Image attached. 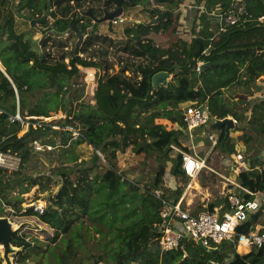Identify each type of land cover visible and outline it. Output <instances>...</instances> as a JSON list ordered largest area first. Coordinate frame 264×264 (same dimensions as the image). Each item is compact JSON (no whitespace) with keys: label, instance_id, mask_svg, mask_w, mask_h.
I'll return each instance as SVG.
<instances>
[{"label":"trees","instance_id":"obj_1","mask_svg":"<svg viewBox=\"0 0 264 264\" xmlns=\"http://www.w3.org/2000/svg\"><path fill=\"white\" fill-rule=\"evenodd\" d=\"M8 1L11 0H0V150L16 154L19 166L11 173L0 167V215L3 199L16 211L22 208L7 198L9 191L19 187L16 196L21 199L20 193L39 183L20 172L31 152H50L60 146L68 163H72L59 169L61 184L50 207L38 215L53 228L51 241L60 237V252H53L54 259H47L46 264H100L105 258L115 264H206L209 259L221 264L224 247L232 253L228 264H264V245L238 253L234 241L221 243L220 250L201 248V253L192 247L190 250L182 241L187 253L184 257L182 247L161 252L154 239L160 201L148 189L140 191L110 163L100 169L97 162L100 156L115 158L129 146L135 153L154 152L160 164L152 185H162L167 162L168 171L179 182L174 190L175 196H179L187 177L181 156L173 152L171 145L190 150L181 139L189 137L176 126L166 128L154 120L165 118L184 126L182 110H176L178 105L207 99L212 116L232 115L237 124L235 130L241 131L244 144L253 152L244 155L249 169L237 173L236 179L252 192H262L264 97L228 101L223 93L225 88L238 87L246 97L260 89L258 80L264 75V21L257 18L264 16L262 0H244V20L221 32L215 31L214 18L201 13L192 21L189 40L185 42L179 37L167 47L158 46L149 33L175 26L177 15L172 11L181 0H155L156 4L167 5L170 15L150 25L133 22L119 38L87 29L94 19L95 6L114 9L110 1L50 0L51 22L44 24L37 42L29 36L32 30L18 29L15 15L26 17L28 23L38 19L45 13L47 0H15L13 7ZM141 1L147 6L151 0H133L125 7ZM228 3L229 0L203 1L208 10H220ZM95 12L103 15L104 10ZM150 12V18L156 15L154 8ZM71 23L84 34L77 53V33L72 29L62 33ZM202 62L207 65L197 70V64ZM78 66L96 67L99 76L94 103L78 102L76 108L72 107V90L79 77ZM160 70L168 71L172 78L166 85L153 87L150 78ZM237 103L241 105L239 111L235 110ZM16 108L23 117L49 116L51 111H61L64 117L49 122L30 117L24 127L19 121L8 119ZM219 129L217 147L224 135V128ZM35 139L52 148L35 151ZM70 140L71 147L65 148ZM229 140L222 150L232 153L234 144L228 146ZM83 143L93 148L92 156L77 162L79 156L74 148ZM259 161L258 167L255 162ZM25 181L27 184L23 185ZM200 182L204 185V178ZM243 197L252 195L244 193ZM131 202L134 203L130 205ZM215 206H221L222 211L227 208L223 199L212 201L208 209L212 211ZM263 216L264 211H260L236 231L253 230ZM93 233L103 242L92 241ZM35 241L31 245L24 235L11 239L15 246L40 253L42 246L36 238Z\"/></svg>","mask_w":264,"mask_h":264},{"label":"rangeland","instance_id":"obj_2","mask_svg":"<svg viewBox=\"0 0 264 264\" xmlns=\"http://www.w3.org/2000/svg\"><path fill=\"white\" fill-rule=\"evenodd\" d=\"M16 2L17 1L15 0L14 1L11 0L10 2L8 1V4H11L13 7V5ZM200 2L201 0L199 1L181 0L178 4L177 9L172 11L173 15H177L175 26L167 30H159L157 32L152 31L149 33L152 36V39L154 40V42L160 47L161 46L167 47V46H170L173 42H175L177 38L179 37L185 42L188 41L189 38L191 37V26L193 24L192 21L190 20L193 17H191L190 15L194 16L196 14V17H197V13H198V10L192 5H197ZM153 4H156L155 0H151L150 4H147V6L144 8L141 7L143 9L136 11V13H134V10L131 7L124 10L122 14L120 15V19L122 21L119 22L120 20H118V23L120 24L121 28L118 30L117 29L113 30V32H110L111 34L109 35L112 36L113 38L122 37L121 35L123 34L122 33L123 29L129 26L130 21L134 18L145 19L144 21L150 20L149 18L151 17L150 16L151 9L149 8H152V6L157 7L160 10H162L161 9L162 7L168 8L166 7L167 5H164V4H160V5H153ZM169 11L171 10L169 9ZM23 13H25V11H23ZM21 17L22 16L15 15V22L18 28H20L19 24L22 18L25 19V22H27L26 17L24 16L22 18ZM193 20H195V18ZM49 22H51V19H49L48 17L47 21H45L44 23L37 24L39 26L41 25V28H38V27L31 26V23L29 21V23H27L28 25L25 24L23 25V27L21 26V28L22 30H25V31L32 30L29 36L33 42H37L42 33L44 24L45 23L49 24ZM105 24L106 23L104 22L98 24L96 30L107 34V29L104 27ZM88 28H93V26L92 27L89 26L87 27V29ZM78 73H79L78 75L79 77L75 81L76 82L75 89L73 88L72 90V92L75 91L74 93H72V96H73L72 107H76V108L78 106L77 105L78 102H85V103L93 104L94 96H95V88H94V83H93V81H95V72H94V77L89 78L87 76L86 70L83 69L81 66L80 68H78ZM170 76H171L170 77L171 79L172 75ZM263 83H264V75L261 76L258 81L261 91L259 89L253 95L246 96L247 99L244 93L242 92V90L238 87L225 88L223 90L224 98L225 100H228V101H233L239 98H243L246 102L248 99L255 97V96L264 97V90H262L264 88ZM235 96H237V98H234ZM187 103L188 102L180 103L178 107L176 108V110H179V111L183 110V107L186 106ZM240 107L241 105L237 103L235 110L239 111L241 109ZM249 112L250 111L247 110L246 114H248ZM26 116L28 115L26 114L25 117ZM228 116L232 117V115H228ZM60 117H64V114L61 111H58V112L51 111L49 113V116H43L41 119L49 122L51 120L54 121ZM154 121L155 123L164 124L166 128L174 127L177 124V123H172L171 121L165 118H155ZM236 126L237 124L235 123V127ZM219 128L220 127L212 128V127L204 125L201 129L202 135L199 136V138L203 140V144L197 145L195 140L193 142L195 151L198 153L199 156L204 157L206 165L210 166L214 170L212 171V170H209L208 168H203L202 171L195 178V182H193L194 180H191L190 182L191 185L186 190L183 203L185 205L189 204L190 206H193L196 209H202V208L208 209V206L212 201L217 202L220 199L222 201V199H224V194L227 191V186H224L225 184H224V179L222 175L230 176V177L235 176V173L231 170V167L229 165V162L230 163L232 162L231 159L233 157V154L228 153L229 150L223 151L220 147H216L212 149L211 151L209 150V142L206 139L205 131H211L214 134H218L220 130ZM22 131L23 130L21 129L18 132V134H21ZM181 139L185 146L187 147L190 146L191 148L192 143L190 142V140H185L184 137H181ZM70 142L71 140L67 143L65 148L71 147V145L69 144ZM232 143L234 144V147L232 149L233 152L240 151L244 155H246V153L250 155L253 153L251 149H248L246 145L244 144L242 140L241 131H236L235 129L231 130L230 140L228 141V146H230ZM61 149L62 148L58 146L57 148L53 149L50 152H46V151L31 152L30 159L26 161L25 164H23L20 172L25 175L27 174L31 176L32 178H36L39 181V183H37L34 186L29 187L28 191L20 193L21 199L16 196L18 195L19 187H16L14 190L9 191L10 193L7 194L8 195L7 198L11 199V201L16 204H20L22 207L19 211H17L18 213H21L20 218H16L12 222H16L18 224L21 222L29 223V224H26L19 231L18 235H24L26 240H28L31 243V245L36 243L35 241V238H36L43 249V251H41L40 253H36L35 250L25 249L24 247H20L19 251H17L16 253L10 254L11 259L14 264H46L47 259L49 260L54 259L53 252L55 253L60 252V249H59L60 248V245H59L60 237L56 239L55 241H51L50 238L52 237V234H53V228L50 227L47 223L41 221L38 215L33 214L28 204L36 200H41L45 202L46 209L50 207L51 202L54 198V194L58 190L61 184V175L59 174L60 172L59 169L63 167H68L69 164H72L71 162L68 163V161L66 160L67 157H65L64 151L62 152ZM74 150L76 151V153H78L79 159L77 162H79L80 160H89L92 156L93 148L83 143V144L76 146ZM191 150H193V148H191ZM172 155L174 154L172 153ZM14 156L16 159L15 162L16 163L18 162V164L15 165L14 163L13 166H7L8 168L1 167L3 169H6L8 173H11L13 170H17L19 166V161H18L19 157L16 155ZM99 159L101 160L97 162H98V166L100 169H103L104 164L110 163L112 167H114L118 172L122 173V176L125 179L134 183V185H136L140 191H144L146 189H148L149 191H152L153 187H155L152 185V179H153L156 168H158L160 164V159L158 158V156H156L154 152H150L148 154H145L144 152L135 153L132 151L131 147L129 146L128 148H126L124 153L118 152L115 158H108L106 156H100ZM260 162L261 161L255 162V163H258L256 164L258 165V167L260 165ZM166 163H165L166 167H165V174L162 180V185L165 186L164 189L169 194L168 195L169 197L168 196L167 197L171 199L175 196L174 191H173V189L175 188L174 186H176L177 188L178 187L177 183L179 182L176 181V184H173V185L171 184L173 182L172 177H171L172 174L168 171L169 165ZM201 178H204V185L201 184L200 182ZM169 181H170V185L167 186L169 184ZM196 181H198L200 187L196 185L197 183ZM187 182L189 183V181ZM26 184L27 183L25 181L23 185H26ZM182 187H184V184ZM261 195L262 193L260 192L259 193L260 198H261ZM3 200L2 201L4 203H2L3 207L1 206L2 208L1 212L4 215V214H7V211L5 210L7 208L6 206L7 203H6V199H3ZM133 203L134 202H131L130 205H132ZM220 210L221 209L219 208V211ZM91 240L98 242V243L103 242L102 239L98 237V234H95V233H93ZM184 242L185 244H187V246H189L190 250H192V248H195L197 252L201 253L200 249L202 247L198 245L195 242V240L185 237ZM235 249L239 250L238 248H235ZM227 250L228 249L226 247L223 248L222 253H224V255L220 259L221 264H228L231 258L232 253L227 252ZM79 254H81V251H79ZM0 256H1V252H0ZM1 263L3 264V261ZM100 264H115V262L109 258H105Z\"/></svg>","mask_w":264,"mask_h":264},{"label":"built area","instance_id":"obj_3","mask_svg":"<svg viewBox=\"0 0 264 264\" xmlns=\"http://www.w3.org/2000/svg\"><path fill=\"white\" fill-rule=\"evenodd\" d=\"M203 1L204 0H201L200 3L192 6L198 10L197 17L201 13H206L215 19V31L217 32L225 31L229 26L244 20V14L246 12L244 0H229L228 5L220 10L215 8L210 10L206 9ZM120 15L112 19V26L117 24L118 20H120L119 22L122 21ZM190 16L193 17L190 19L191 21H193L194 18H197L196 14ZM257 21L263 22L264 16H259ZM205 53H207V51ZM80 67L81 66H78V68ZM94 68L96 67L83 68L86 70L89 78L94 77ZM96 69L99 72V69ZM196 69H200V63L197 64ZM95 81H97V76H95ZM209 109V102L207 99L202 101H189L182 110V121L184 123V126L182 127L186 128L189 132L186 136L189 137V140L192 143L191 148H193V150H191L190 146H188L190 150H185L177 145H171L173 152L180 154L181 167L187 177V181H189V183L186 182V184H184L185 189L179 196H174L171 199L165 194V186L163 185L156 186L150 191L153 197L160 201L158 211L160 220L156 223V235L154 239L161 252L175 250L179 247L183 248L182 241H184L185 237L193 239L195 242L200 239L205 247L214 248H219L221 243H227L228 241H234L235 248H238L239 245H244L248 248L264 245V223H258L257 226L249 232L236 231L240 224L250 218L251 214L260 208L261 198L259 196L260 192H252L250 189L243 186L235 176L230 177L222 175L225 184L224 186H227V191L225 192L227 209L221 212L219 211L220 207H214L212 211L203 208L194 209L190 207L189 204L185 205L183 203L186 189L189 188L191 180L196 178L203 168H208L209 170L214 171L213 168L206 165L205 158L198 155L193 144L194 140L197 145L203 144V140L199 138V136L202 135V127L204 125L209 126V123L217 118L210 114ZM30 117L39 118L41 116L23 117L18 108H16L14 113L8 115L10 122L19 121L21 126L24 127L28 125L29 122L27 119ZM71 130L73 135L77 134L74 128H71ZM205 135L209 142V150L211 151L217 147L218 134H214L211 131H205ZM32 147L35 151L49 150L52 148L51 145H44L36 139L32 140ZM230 154H233L231 169L235 174L249 169L242 152L235 151ZM14 155L16 154L0 150V167L8 168L7 166H13L14 163L15 165L18 164V162H15L16 159ZM171 177L173 178L172 175ZM177 184L179 185V183ZM240 193H247L252 195V197L245 198L240 195ZM1 203L4 202L1 201ZM6 206L7 208L5 210L12 221L16 218H20L21 213H18L14 208L7 204ZM28 206L30 207L31 212L36 215L43 214L46 210V204L41 200L29 203ZM14 223L15 225L18 224L16 222ZM186 254L187 253L183 248L182 256L184 257Z\"/></svg>","mask_w":264,"mask_h":264},{"label":"water","instance_id":"obj_4","mask_svg":"<svg viewBox=\"0 0 264 264\" xmlns=\"http://www.w3.org/2000/svg\"><path fill=\"white\" fill-rule=\"evenodd\" d=\"M114 2V9L110 11H105L103 16L100 18H94L93 21L95 23L105 22L108 25V30L112 31V19L122 14L124 11L122 7V0H111ZM264 4V0H262ZM156 10V15L152 17L148 21H142L143 23L150 25L155 24L159 22L160 20H164L167 16L170 15V11L168 9L166 10H160L157 7H154ZM50 0H47L46 3V10L45 13L38 19H31L30 23L31 25L41 28V26L37 25L38 23H44L49 16L50 13ZM72 29L74 30L78 38L76 40L75 46H74V52L77 53L79 46L84 38V34L82 33V30L78 28L75 24L71 23L70 26L62 32L63 34L68 33V31ZM207 65V62H202L200 64V69L205 67ZM170 73L166 70H160L156 73H154L150 78V83L153 87H157L159 85H166L168 80L170 79ZM178 128H180L185 135H188V130L186 128H183L179 124H176ZM209 127L215 128V127H223L224 128V135L223 138L220 141V148H224L226 141L230 138V132L232 129H235V121L231 116H225L223 118H215L212 122L209 123ZM264 169V164H263ZM260 211H264V190L262 191V197H261V205L260 208L251 214V217L256 218L258 216V213ZM29 224L28 222H21L17 225H14L13 222L10 220V218L7 215H0V252H1V258L3 261V264H14L10 254L16 253L19 251L20 247H16L11 243V239L14 236H17L19 234V231L26 225ZM198 245H200L202 248H204L207 251H214V250H220L219 248L214 247H205L201 240L198 239L196 241ZM206 264H219L217 261H213L211 259L206 261Z\"/></svg>","mask_w":264,"mask_h":264},{"label":"crops","instance_id":"obj_5","mask_svg":"<svg viewBox=\"0 0 264 264\" xmlns=\"http://www.w3.org/2000/svg\"><path fill=\"white\" fill-rule=\"evenodd\" d=\"M153 5H160V4H153ZM132 8V7H131ZM144 8V7H143ZM143 8H141V7H139V9H134V13H136V11H139V10H142ZM152 8H154V6H152ZM149 9H151V8H149ZM149 9H148V11H149ZM162 10H166V9H168V8H161ZM124 10H126V9H124ZM140 12H142V11H140ZM149 19H151V18H149ZM145 19H136V18H134V19H132L131 21H130V24L129 25H131L133 22H142V21H144ZM28 22H25V19H21V22H20V28H18L19 30H22V28H21V26L23 27V25H28L27 24ZM122 25V24H121ZM30 26V25H29ZM31 26H33V25H31ZM41 26V25H40ZM33 27H35V26H33ZM104 27L107 29V34L109 35V34H111L110 32H113V27L114 26H112V31H110V30H108V28H107V23L104 25ZM128 27V26H127ZM214 27H215V25H214ZM115 28L118 30V29H120L121 28V26H120V24H118V25H116L115 26ZM126 28V27H125ZM124 28V29H125ZM124 29H123V32L122 33H124ZM104 33V32H103ZM121 33V34H122ZM121 34H119V35H121ZM123 35V34H122ZM121 35V36H122ZM151 38H152V36L151 35H149ZM162 47V46H161ZM94 72H95V76H99V72H98V70L96 69V68H94ZM170 75H172V74H170ZM263 76V75H262ZM259 81V80H258ZM94 83V88L96 89V81H94L93 82ZM264 84V83H263ZM262 90H264V88L262 89ZM260 91H261V89H260ZM234 98H237V96H235ZM187 102H189V101H187ZM177 127V126H176ZM231 161H232V159H231ZM227 163H228V161H227ZM229 165H230V167H231V163L229 162ZM232 170V169H231ZM235 177H236V174H235ZM172 180H173V182L171 183L172 185L173 184H176V180L174 179V177L172 178ZM194 180V182H195V178L193 179ZM197 182V184H198V186L200 187V185H199V183H198V181H196ZM196 184V185H197ZM170 185V181H169V184L167 185V186H169ZM171 185V186H172ZM191 185V184H190ZM175 188H176V186H174ZM153 188H155V187H153ZM175 188L173 189V191L175 190ZM183 189H184V187H183ZM183 189H182V191H183ZM187 190V189H186ZM164 191H165V189H164ZM148 192H150L149 190H148ZM165 194L166 195H169L166 191H165ZM185 194H186V192H185ZM243 194L244 193H240V195H242L243 196ZM223 202L226 204V196H225V194H224V199H223ZM190 207H192V208H194L195 209V207H193V206H190ZM215 207H217V206H215ZM220 207V209H221V206H219ZM227 209V208H226ZM222 211V209L220 210V212ZM259 220H258V223H260V224H263L264 223V216L263 217H260V218H258ZM238 249L239 250H237V249H235L236 250V252H238V253H245V252H248L249 250H250V248H248V247H246V246H244V245H239V247H238ZM213 261H216V260H213ZM218 262V261H217ZM219 263V262H218Z\"/></svg>","mask_w":264,"mask_h":264},{"label":"flooded vegetation","instance_id":"obj_6","mask_svg":"<svg viewBox=\"0 0 264 264\" xmlns=\"http://www.w3.org/2000/svg\"><path fill=\"white\" fill-rule=\"evenodd\" d=\"M105 1H110L111 2V4H113L114 5V2H112L111 0H105ZM129 3V4H131V2H133V0H122V7H123V9H125V8H128V7H125L127 4L126 3ZM105 6H98V7H96L95 6V8H94V10L95 11H100V10H104V12L105 11H110V10H112V9H107V8H104ZM114 7H115V5H114ZM129 7H132V9L134 10V9H137V8H139V7H146V5L143 3V1H141V2H138V3H135L134 5H132V6H129ZM94 11V15H93V17L94 18H100V17H102L103 15H98L97 14V12H95ZM104 12H103V14H104ZM100 23H103V22H100ZM100 23H95L94 21H93V19H92V21H91V27L93 26V28H91V29H93V30H95L96 32H99V31H97L96 29H97V25L98 24H100ZM105 23V22H104ZM107 28H108V25H107ZM113 29L115 30L116 28H115V26L113 27Z\"/></svg>","mask_w":264,"mask_h":264},{"label":"clouds","instance_id":"obj_7","mask_svg":"<svg viewBox=\"0 0 264 264\" xmlns=\"http://www.w3.org/2000/svg\"><path fill=\"white\" fill-rule=\"evenodd\" d=\"M48 18V17H47ZM201 64V63H200ZM93 68V67H91ZM264 164V163H263ZM262 168H263V165H262ZM262 193V192H261ZM262 197V196H261ZM3 215V214H2ZM4 215H7V214H4ZM8 216V215H7ZM9 217V216H8ZM11 220V219H10ZM12 221V220H11ZM13 224L15 225V223L13 222ZM220 249V248H219Z\"/></svg>","mask_w":264,"mask_h":264},{"label":"bare ground","instance_id":"obj_8","mask_svg":"<svg viewBox=\"0 0 264 264\" xmlns=\"http://www.w3.org/2000/svg\"><path fill=\"white\" fill-rule=\"evenodd\" d=\"M119 23L115 24L114 26L118 25ZM194 182V181H193ZM197 184V183H196ZM198 185V184H197ZM198 187V186H197Z\"/></svg>","mask_w":264,"mask_h":264}]
</instances>
